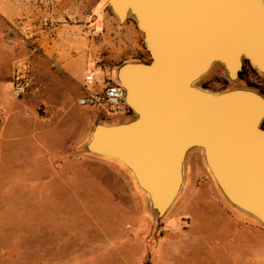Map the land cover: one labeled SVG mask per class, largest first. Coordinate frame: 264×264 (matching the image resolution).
<instances>
[{
  "label": "rangeland",
  "instance_id": "rangeland-1",
  "mask_svg": "<svg viewBox=\"0 0 264 264\" xmlns=\"http://www.w3.org/2000/svg\"><path fill=\"white\" fill-rule=\"evenodd\" d=\"M125 23L89 29L83 37L103 46L105 55L104 47L128 44ZM21 25L0 18V264H264V227L229 205L205 169L213 194L193 157L181 193L156 221L121 164L82 150L94 122L133 117L108 118L80 106L85 74L95 64L102 83H111L118 65L137 59L87 65L80 55L69 83L36 55L34 38ZM138 43L149 61L139 30ZM26 60L34 85L14 100L11 74ZM197 85L213 92L251 87L264 95V75L251 66L231 83L214 65Z\"/></svg>",
  "mask_w": 264,
  "mask_h": 264
},
{
  "label": "water",
  "instance_id": "water-1",
  "mask_svg": "<svg viewBox=\"0 0 264 264\" xmlns=\"http://www.w3.org/2000/svg\"><path fill=\"white\" fill-rule=\"evenodd\" d=\"M131 18L149 61L122 62L115 81L133 117L93 123L82 150L131 175L160 221L182 191L199 150L218 192L264 227V95L251 87L197 85L214 65L231 83L245 61L264 75V0H107Z\"/></svg>",
  "mask_w": 264,
  "mask_h": 264
},
{
  "label": "crops",
  "instance_id": "crops-1",
  "mask_svg": "<svg viewBox=\"0 0 264 264\" xmlns=\"http://www.w3.org/2000/svg\"><path fill=\"white\" fill-rule=\"evenodd\" d=\"M0 18L10 23L20 22V30L34 38L36 55L49 60L57 67V78L69 83L75 82L74 64L80 55H85L87 65L120 57L144 60L145 50L138 43V30L130 21L122 26L128 44L124 42L118 49L104 47L105 55L103 46L84 39V32L89 29L94 31L107 24L121 27L108 8L107 0H0ZM97 79L95 90L101 91L102 78ZM191 157L214 194L215 186L206 173L201 152L194 150L189 154V159Z\"/></svg>",
  "mask_w": 264,
  "mask_h": 264
},
{
  "label": "built area",
  "instance_id": "built-area-1",
  "mask_svg": "<svg viewBox=\"0 0 264 264\" xmlns=\"http://www.w3.org/2000/svg\"><path fill=\"white\" fill-rule=\"evenodd\" d=\"M46 26L48 24L44 23ZM96 65L92 66L85 74L81 85L82 93L77 103L83 107H92L101 111L106 117L114 115L129 117L132 114L130 107L125 102V89L115 80L104 83L101 91L95 90L98 83ZM35 81L31 62L26 60L17 64L12 71L10 79V95L14 100H21L33 87Z\"/></svg>",
  "mask_w": 264,
  "mask_h": 264
},
{
  "label": "trees",
  "instance_id": "trees-1",
  "mask_svg": "<svg viewBox=\"0 0 264 264\" xmlns=\"http://www.w3.org/2000/svg\"><path fill=\"white\" fill-rule=\"evenodd\" d=\"M145 61V60H144ZM245 68H250V65L248 64V62L247 61H245L244 62V64H243V70L242 71H240V77H241V79H242V76H243V74H244V70H245ZM262 126L264 127V122L262 123Z\"/></svg>",
  "mask_w": 264,
  "mask_h": 264
}]
</instances>
